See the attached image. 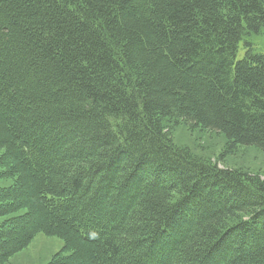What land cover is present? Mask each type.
Returning <instances> with one entry per match:
<instances>
[{
    "label": "trees",
    "instance_id": "trees-1",
    "mask_svg": "<svg viewBox=\"0 0 264 264\" xmlns=\"http://www.w3.org/2000/svg\"><path fill=\"white\" fill-rule=\"evenodd\" d=\"M248 35L264 0H0V264L41 232L45 264H264V179L164 123L264 151Z\"/></svg>",
    "mask_w": 264,
    "mask_h": 264
},
{
    "label": "rangeland",
    "instance_id": "rangeland-1",
    "mask_svg": "<svg viewBox=\"0 0 264 264\" xmlns=\"http://www.w3.org/2000/svg\"><path fill=\"white\" fill-rule=\"evenodd\" d=\"M245 40L264 52L262 38L248 35ZM245 54L243 42L239 45L237 59ZM165 129L179 148L188 150L192 155L221 167L240 169L264 179V151L251 146L228 148L227 140L221 133L198 127H191L181 120L165 121ZM6 182L0 181V184ZM64 246V240L44 232L37 234L28 247L15 254L7 264H45Z\"/></svg>",
    "mask_w": 264,
    "mask_h": 264
}]
</instances>
